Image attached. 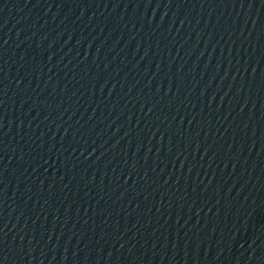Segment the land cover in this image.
Listing matches in <instances>:
<instances>
[{"label":"water","instance_id":"water-1","mask_svg":"<svg viewBox=\"0 0 264 264\" xmlns=\"http://www.w3.org/2000/svg\"><path fill=\"white\" fill-rule=\"evenodd\" d=\"M0 264H264V0H0Z\"/></svg>","mask_w":264,"mask_h":264}]
</instances>
